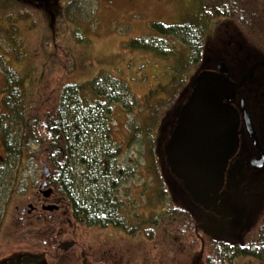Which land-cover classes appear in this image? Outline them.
Wrapping results in <instances>:
<instances>
[{
	"label": "trees",
	"instance_id": "1",
	"mask_svg": "<svg viewBox=\"0 0 264 264\" xmlns=\"http://www.w3.org/2000/svg\"><path fill=\"white\" fill-rule=\"evenodd\" d=\"M11 3L0 0V5L12 6ZM187 18L173 25L152 23L158 37L135 38L128 43L134 50L175 58L170 82L163 86L165 97L147 106L149 115L158 118L154 142L165 188L163 193L160 189L158 199L163 202L162 198L167 197L172 204L167 207L165 203L161 213L152 220L151 215L145 219L143 224L149 225L150 232L142 229L140 234L152 244L143 256L153 254L146 262L138 259L132 264H241L248 259L264 264V213L246 211L239 224L240 236H233L234 216L220 222L216 212L194 202L185 188L181 193L170 186L172 172L166 151L174 121L191 97L199 73L212 72L220 61L232 59L221 52V24L229 27L225 37L233 31L229 44L234 38V46L238 45L240 53L250 58L249 66L264 60V0H206L191 19ZM170 39L181 45V53L175 52L177 48ZM49 63L52 66L44 65L37 76V89L31 86L27 90L23 76L0 55V226L1 216L11 217L15 195L25 189L26 168L37 167L39 161L49 168L46 182L51 189L49 198L40 200L56 206L52 212L38 211L35 206L21 221L11 217V243L5 247L19 244L30 254L44 253L49 264H67L72 259L78 264H131L119 256L110 262L112 256L107 251L98 254L76 243L80 239L76 233L78 229L83 234L86 228L112 227L137 236L125 222L127 216H122L127 204L120 192L130 171L118 160L121 146L114 142L110 125L115 106L132 113L139 100L126 83L108 74L54 87L69 73L55 60ZM230 73L233 80L239 79L238 74L232 70ZM257 75L264 78V69ZM153 93L151 90L148 96ZM149 123L142 125L145 136H150L152 130L153 123L148 126ZM163 142L162 152L159 147ZM262 199L264 202L263 195ZM163 243L166 251L161 249Z\"/></svg>",
	"mask_w": 264,
	"mask_h": 264
},
{
	"label": "rangeland",
	"instance_id": "2",
	"mask_svg": "<svg viewBox=\"0 0 264 264\" xmlns=\"http://www.w3.org/2000/svg\"><path fill=\"white\" fill-rule=\"evenodd\" d=\"M58 1L11 0L12 6L1 4L0 55L7 65L23 76L27 90L31 86L37 89L36 80L40 70L52 66L49 62L55 60L69 74L64 80L55 83L54 87L66 81L84 83L96 75L108 74L126 83L131 94L139 100V106L134 108L132 113L115 106L112 115L113 123L110 125L114 142L121 146L118 160L130 171V178L123 184L120 192L121 199L127 204L122 210V216H127L125 222L137 236L126 235L123 231L112 227L104 229L92 227L86 228L83 234L78 229L76 236L80 239L76 243L86 245L98 254L106 250V254L109 257L112 256L109 259L110 262H113L112 259L115 256L130 260L131 264L138 259L146 262L153 253H149L150 257L143 256V252L146 254L150 251L152 244V241L140 234L142 229H147L146 233L150 232L149 225L143 222L148 215H151L149 220H152L155 215L161 213L165 203L167 207L172 204L167 197L164 198L165 200L162 198L163 202L158 199L160 189L162 188V193L165 191L164 180L157 167L158 148L154 142L158 118L149 115L147 106L155 105L157 100L165 97L163 86L170 82L175 58L160 57L149 51L134 50L128 43L135 38L158 37L151 27L152 23L173 25L181 23L186 16L191 19L199 4L206 0ZM228 28L221 24L219 30L225 46L222 44L221 52L232 59L227 58L226 62H220L225 63L230 78L233 77L231 70L238 74L243 72V69H247L250 58L247 59L243 52L240 53L238 45L234 46V38L229 44L233 33L230 31L229 36L225 37L224 32ZM216 40L219 42L217 36ZM170 41L177 48L175 52L181 53V45H176L174 40L170 39ZM46 64L47 66H44ZM261 83L258 85L262 88ZM249 86L255 88L256 83L253 82ZM151 90L154 93L148 96ZM260 110L257 111L262 115L261 122L264 123V106ZM145 122H150L148 126L153 123L150 136H145L141 131ZM164 144L165 142L159 147L162 152ZM251 154L247 148H242L239 159ZM1 155L3 154L0 149ZM40 162L42 161L38 162L37 167L28 165L25 189L19 195H15L14 203H11V217L15 221L18 217L16 206L25 207V212L28 204L38 208L40 206L37 201L41 197L36 194L42 174ZM236 162L238 161L231 160L225 168L223 185L220 189L225 197L220 198L219 201L224 210L234 207L237 209L235 221L232 220L231 232L235 233L233 236L239 237L241 230L239 224L242 223L239 215L243 210L257 211L256 214L264 213V205L260 206V198L262 199L263 195L261 193L264 191V174L261 173L262 176L257 177L254 174L243 173L239 169H236L234 173ZM133 168L134 172L131 171ZM171 174L168 183L171 187L174 186L176 191L183 193L184 186L179 182L181 179L175 173ZM46 205L51 204L46 203ZM38 211H41L40 208ZM11 217H6L5 214L1 216L3 223L0 226V264L9 259H18L23 255H32L26 249H20L19 244H16L19 247H10L14 245L12 244L6 249L5 246L11 243L10 229L13 227L10 223ZM136 228L138 229L135 231ZM161 245V249L166 251V245L164 243ZM144 246L146 250L143 249ZM60 251L65 252L63 249ZM77 251L78 248H75L74 253ZM36 255L33 254V256ZM41 264L49 263L43 261ZM67 264L78 263L72 259ZM241 264H256V262L248 259Z\"/></svg>",
	"mask_w": 264,
	"mask_h": 264
},
{
	"label": "water",
	"instance_id": "3",
	"mask_svg": "<svg viewBox=\"0 0 264 264\" xmlns=\"http://www.w3.org/2000/svg\"><path fill=\"white\" fill-rule=\"evenodd\" d=\"M262 69H264V61L255 62L247 69H243V72L238 73V80L229 78L224 62H220L212 72H200L196 87L181 108L175 120L174 129L171 130L167 140L166 151L171 171L185 182L192 200L216 212L221 219L220 222L232 216L236 218L237 212L235 207L224 210L219 201L220 198L225 197L223 192L220 194V189L223 185L227 160L233 154L227 135L229 136V131L234 127L236 120L235 110L231 106L234 94L253 82L262 81L263 83L264 78L257 77V73ZM243 118L246 130L257 145L254 129L247 113H243ZM224 145L226 148L222 149ZM225 152V160L221 164L220 157H224ZM249 166L255 170L263 167L264 156L253 158ZM49 176V168L43 163L38 193H42L44 198L51 193L50 189H44L47 185L45 178ZM42 208L52 211L55 206L49 205ZM32 209L33 206L29 204L27 213H30ZM41 261L42 257H23L18 264H37ZM6 264L13 263L9 261Z\"/></svg>",
	"mask_w": 264,
	"mask_h": 264
},
{
	"label": "flooded vegetation",
	"instance_id": "4",
	"mask_svg": "<svg viewBox=\"0 0 264 264\" xmlns=\"http://www.w3.org/2000/svg\"><path fill=\"white\" fill-rule=\"evenodd\" d=\"M261 82L262 81H260L259 83H261ZM261 85H262V88L258 85V83H256L255 88H253L254 86L251 87V86L247 85V86H244L241 90H239L238 92H236L234 94V99H233V103L231 106L235 110L236 120L234 123V127L232 129H230V131H229L230 132L229 136L227 135V141H228V144H230L232 146V153H233L231 155V157L227 160V162H230L233 159L238 161L234 165V173L236 172V169L237 170L239 169V171H243V173L245 172L246 174H254L257 177L259 175L262 176V174H264V166L255 170L249 166V162L253 158L260 157L261 155L264 156V137H263L264 123L261 122L262 115L259 114L257 111V110H260V108L262 106H264V81ZM244 112L247 113V115L249 116V119L252 123L254 133H255V137L257 140V145L255 144L254 140L251 138L248 131L246 130L244 118H243ZM173 129L174 128L172 127V130ZM216 139H217V137H216ZM217 141H218V139H217ZM224 148H226L225 145L222 146V149H224ZM242 148H244V149L247 148L249 150V152H251L252 154L250 156L246 155L244 158L239 159ZM225 155H226V152L224 154V157H222V156L220 157L221 164L225 160ZM260 181H262V179H260ZM220 194H221V192H220ZM261 194H263V198H264V191ZM38 196L41 197V195H38ZM260 201H261L260 205L262 206L263 199L260 198ZM42 203L46 204L42 200H40V198H39L38 204H40V206H39L40 210H42V208H41ZM22 209L23 208L17 209L18 210L17 211V213H18L17 218L23 219L25 217V214H22ZM246 211H249V210H246ZM245 213L246 212L243 210L241 215H239L242 218L241 220L244 219ZM38 216H41V213L38 212ZM105 251L106 250H104V252ZM19 260L20 259H16V258L10 259V260H7L6 262H4V264H6L9 261L12 262L13 264H18Z\"/></svg>",
	"mask_w": 264,
	"mask_h": 264
}]
</instances>
